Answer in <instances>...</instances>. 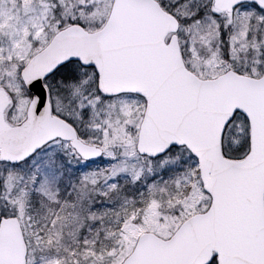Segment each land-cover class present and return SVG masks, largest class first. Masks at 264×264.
I'll return each instance as SVG.
<instances>
[{
	"label": "snow or ice",
	"instance_id": "snow-or-ice-1",
	"mask_svg": "<svg viewBox=\"0 0 264 264\" xmlns=\"http://www.w3.org/2000/svg\"><path fill=\"white\" fill-rule=\"evenodd\" d=\"M0 264H264V0H0Z\"/></svg>",
	"mask_w": 264,
	"mask_h": 264
}]
</instances>
